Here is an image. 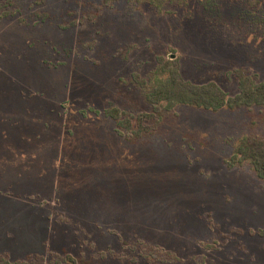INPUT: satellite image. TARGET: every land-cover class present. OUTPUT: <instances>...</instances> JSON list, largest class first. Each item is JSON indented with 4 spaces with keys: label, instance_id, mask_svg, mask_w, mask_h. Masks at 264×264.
Listing matches in <instances>:
<instances>
[{
    "label": "rangeland",
    "instance_id": "374dc122",
    "mask_svg": "<svg viewBox=\"0 0 264 264\" xmlns=\"http://www.w3.org/2000/svg\"><path fill=\"white\" fill-rule=\"evenodd\" d=\"M160 58L264 80V0H0V263L264 264V179L229 165L261 108L175 104L136 139L106 115L151 110Z\"/></svg>",
    "mask_w": 264,
    "mask_h": 264
},
{
    "label": "trees",
    "instance_id": "16d2710c",
    "mask_svg": "<svg viewBox=\"0 0 264 264\" xmlns=\"http://www.w3.org/2000/svg\"><path fill=\"white\" fill-rule=\"evenodd\" d=\"M103 1L108 4L112 0ZM132 1L148 3L156 11L161 12L163 6L170 0ZM160 61L151 84L143 80L140 81L142 94L145 100L152 105L150 111L131 114L115 108L106 110V115L115 120L116 126L127 128L129 132L133 133L135 139L146 133L155 132L160 120L175 104L189 105L213 112L223 108L237 109L257 106L264 112V80L257 81L251 75L241 72L238 75L239 91L235 95L229 96L214 82L197 84L184 80L180 74L177 60L160 58ZM122 115L124 116L122 117ZM119 131L122 132L121 129ZM125 133V138L129 141L132 140L133 136ZM244 163L249 164L257 177L264 179V139L257 136H244L236 141L229 165ZM260 234L264 235V230L260 231ZM17 264L31 263L20 260L17 261Z\"/></svg>",
    "mask_w": 264,
    "mask_h": 264
}]
</instances>
